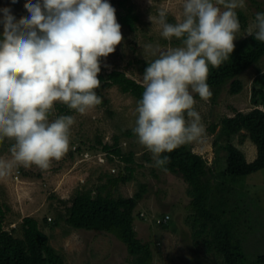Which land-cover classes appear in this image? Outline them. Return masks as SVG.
<instances>
[{"label": "rangeland", "instance_id": "374dc122", "mask_svg": "<svg viewBox=\"0 0 264 264\" xmlns=\"http://www.w3.org/2000/svg\"><path fill=\"white\" fill-rule=\"evenodd\" d=\"M254 1L245 0V7L236 10L242 12L245 22H239L240 32L234 40L235 46L249 36L245 33L255 22L256 13H264V0ZM107 2L110 3V0ZM128 3L138 15L135 29L130 30L117 19L123 40L114 53L107 58L101 57V67L104 71L121 70L143 84L144 71L140 61L153 62L158 58L151 54L148 45L153 48L158 45L161 49L182 46L173 43V38L162 37L159 24L152 23L149 17L151 15L155 19L161 9H166L167 16L177 22L182 18L184 0H128ZM24 4L25 0H16L15 3L13 0H0V10L10 9L15 19L19 20L30 16ZM2 17L3 12L0 11V33H3ZM262 74L264 56L238 76L243 84L239 93H229L228 84L221 87L215 102L202 100L193 93L196 101L194 108L200 114L204 135L201 140L190 143L192 151L201 154L212 166V185L219 183L222 188L223 184L222 193L228 195L230 206L235 209L234 214L238 216L235 240L245 264H254L256 257L264 253V167L242 176L225 173L227 144L238 147L247 161L255 158L256 148L244 133L227 136L222 132L219 121L235 111H248L254 107L252 87L264 91ZM257 77L260 80L255 83ZM95 91L102 97L99 105L83 115L75 110L68 115L75 122L70 129L69 150L59 161L53 160L47 170L35 165L28 168L18 166L7 176L0 177V204L7 207L4 229L20 237L23 217L31 216L38 221V227L48 236L50 245L61 254L65 264H132L125 245L112 234L75 229L63 219L68 200L77 190L95 188L106 183L108 177L120 173L126 175L125 167L132 166L131 178L119 183L112 194L128 197L137 191L139 183L146 184L147 192L133 211V228L138 239L150 244L153 264H224L220 256L206 252L204 240L208 236L202 234L196 237L192 233L191 211L188 208L190 197L181 176L156 167L152 154L138 142L136 135H121L122 130L134 128L138 101L117 86ZM55 115L56 112L49 120L58 118ZM214 125L216 127L212 130ZM114 134L119 135L118 144L122 152L126 156L133 154L132 162L112 155L109 159L102 151L103 143H111ZM13 143L7 138L0 141V159H11ZM164 215L169 217L167 222L156 224L155 219Z\"/></svg>", "mask_w": 264, "mask_h": 264}, {"label": "clouds", "instance_id": "9594fccd", "mask_svg": "<svg viewBox=\"0 0 264 264\" xmlns=\"http://www.w3.org/2000/svg\"><path fill=\"white\" fill-rule=\"evenodd\" d=\"M24 7L30 16L19 20L10 9L0 10V141H14L11 159H0V177L18 166L47 170L68 152L74 118L50 121L49 113L56 102L81 115L99 105L101 57L114 53L123 40L107 0H25ZM244 7L245 0H184L176 23L168 22L166 9L155 19L150 15L162 37L182 44L147 46L158 58L142 75L144 91L132 131L156 167L166 171L169 157L161 158L163 153L203 138L193 93L205 101L212 96L209 65L218 68L233 52L240 32L236 10ZM245 34L264 42V13H256Z\"/></svg>", "mask_w": 264, "mask_h": 264}, {"label": "trees", "instance_id": "16d2710c", "mask_svg": "<svg viewBox=\"0 0 264 264\" xmlns=\"http://www.w3.org/2000/svg\"><path fill=\"white\" fill-rule=\"evenodd\" d=\"M110 4L115 8L119 22L127 25L130 30H134L138 15L134 13L128 0H110ZM237 16L239 22H245L242 12L238 11ZM167 20L169 23H176L170 16H167ZM2 38L0 33V39ZM172 42L181 44V41L175 37ZM263 56L264 42L257 41L252 35L241 39L229 58L218 68L209 65L207 83L212 92L209 99L215 102L221 87L226 84H228L229 93H239L243 84L238 76L256 64ZM140 62L142 71H145L151 63ZM263 76L264 74L261 75ZM98 79L101 84L97 89L117 86L137 101L142 99L143 84L121 70L104 71L101 67ZM259 80L260 78L257 77L254 82ZM251 101L254 107L250 110L235 111L233 115L223 116L219 121L222 132L227 136L244 133L256 148L255 158L247 161L238 147L231 143L227 144L225 173L229 175H247L264 167V91L253 86ZM72 110L63 103H57L54 104L49 117L53 116L54 112L57 117L60 114L69 115ZM215 127L214 125L211 129L214 130ZM121 135L130 137L135 134L132 129H124ZM118 140L119 135L114 134L111 143H103L102 151L106 152L109 159L112 155L126 162H132L133 154L129 153L130 155L126 156L119 147ZM163 156L169 157L168 163L164 166L166 171L180 175L187 184L193 235L208 236L204 240L206 252H213L220 256L224 264H245L242 251L235 240L238 216L234 214L235 209L230 206L228 195L225 192L222 193L223 184L222 188H220L221 185L218 186L219 183L212 185L214 178L212 166L201 154L192 151L191 144L182 145L170 153H163L161 158ZM125 169L128 173L126 175L120 173L117 176L108 177L106 183L97 185L95 188L77 190L68 200L69 204L65 207L63 219L67 225L75 229L104 231L112 234L125 245L127 253L132 257V264H153V251L150 244L138 239L133 228V211L147 192L146 184L139 183L137 191L128 197L112 194V190H116L119 183H124L131 178L133 167L126 166ZM6 209V206L0 204V264H65L61 254L50 245L48 236L38 227V221L35 218L23 217L20 237L4 229ZM254 264H264V253L256 257Z\"/></svg>", "mask_w": 264, "mask_h": 264}, {"label": "built area", "instance_id": "2783aa9c", "mask_svg": "<svg viewBox=\"0 0 264 264\" xmlns=\"http://www.w3.org/2000/svg\"><path fill=\"white\" fill-rule=\"evenodd\" d=\"M48 219H50V218H48ZM168 219H169L168 215H164L162 218L155 219V223L162 225V224L166 223Z\"/></svg>", "mask_w": 264, "mask_h": 264}]
</instances>
